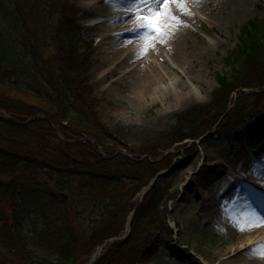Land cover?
Listing matches in <instances>:
<instances>
[{
    "label": "trees",
    "instance_id": "trees-1",
    "mask_svg": "<svg viewBox=\"0 0 264 264\" xmlns=\"http://www.w3.org/2000/svg\"><path fill=\"white\" fill-rule=\"evenodd\" d=\"M78 14L70 0H0V112L9 117H0V264H86L123 235L133 210L128 237L108 243L94 264L144 263L140 244L163 224L172 183L134 199L170 166L163 155L222 135L264 107L259 3L223 60L230 73L215 76L210 102L175 114L171 127L129 149L132 130L107 126L98 112L103 100L89 81L93 52L79 36ZM33 240L57 259L37 256Z\"/></svg>",
    "mask_w": 264,
    "mask_h": 264
},
{
    "label": "rangeland",
    "instance_id": "rangeland-1",
    "mask_svg": "<svg viewBox=\"0 0 264 264\" xmlns=\"http://www.w3.org/2000/svg\"><path fill=\"white\" fill-rule=\"evenodd\" d=\"M84 1L70 0V3L79 11L76 18L79 36L91 42L93 66L89 81L94 95L103 100L98 112L107 126L120 125L132 130L129 149L139 146L142 138L156 136L171 127L175 114L210 102V95L217 88L215 76L230 73L223 60L236 48L240 28L255 16V6L264 3V0H198L190 15L181 10L179 14L172 11L179 15L182 23L176 28L172 25L164 38L180 33L176 41L179 52L166 49L163 57L161 51L147 55L155 42L161 40L148 43L140 30L139 36L131 39L141 40L142 51L122 59L125 54L120 51V55L113 58L105 56L99 43L102 38L100 23L93 29L86 25L92 17L102 21L103 18L96 14L105 6L114 9L113 15H129L126 10L129 0H102L96 8L89 9L81 6ZM132 20L136 19L128 17V22ZM120 24L121 21H117L112 25L116 28ZM150 61L155 62L162 73H165L164 66L173 67V73L167 75L161 87L168 96L167 85L174 82L178 91L188 93L186 100L163 101L159 92H153L155 86L148 85L144 90L143 85L147 83L141 79L142 70L150 66ZM139 91L146 97L136 101L134 93ZM234 96L231 97L233 101ZM262 123L264 107L251 121L227 128L222 135L209 132L196 144L187 140L163 155L170 166L157 174H160L157 184L172 183L170 200L165 205L167 215H161L163 224L147 244H140V253L147 255L141 264H212L219 260L226 264V248L237 242L238 253L229 264H247L252 240L264 241V232L256 231L255 227L241 231L245 225L243 221L226 223V211L241 194L238 191L240 181L250 187L248 192L259 201V209L252 208V215L262 217L264 214V146L260 157L257 155L261 138H264V129L259 128ZM240 158L247 160L248 168L242 167ZM143 197L140 192L134 202H141ZM125 232L126 227L123 235ZM30 245L37 256L57 259L55 253L38 247L36 241H31ZM259 264H264V259H259Z\"/></svg>",
    "mask_w": 264,
    "mask_h": 264
},
{
    "label": "bare ground",
    "instance_id": "bare-ground-1",
    "mask_svg": "<svg viewBox=\"0 0 264 264\" xmlns=\"http://www.w3.org/2000/svg\"><path fill=\"white\" fill-rule=\"evenodd\" d=\"M102 0H85L83 3H81L82 7L84 9H89V8H96L97 5H99V2H101ZM116 1V0H115ZM198 0H184L186 9L191 13L192 9L196 7ZM113 8H111L110 6H105V8L101 9L98 14H96L97 16L103 18L102 21H96L98 18L96 17H92V19L89 21V23L86 25L87 28H95V26L97 25V23L99 22L101 24V29L100 31L102 32L101 34V39H100V45L103 46L104 49V53L105 56L107 58H113L115 56L120 55L121 53L125 54V57L122 59H128L131 56H133V54L141 52L143 47H142V42L141 40H134L131 39V37L133 36L134 38L139 36V31L137 32H133L132 29L136 26L137 24V20H132L128 22V17H130L129 15H119L117 16L116 14L113 15ZM171 11L174 12H178V14L180 13V9L177 8L176 6H171ZM177 17L179 18V20L181 21L179 15H177ZM117 21H121V24L118 25V27L114 28L113 27V23L117 22ZM176 28L177 25L173 24ZM180 25V24H179ZM121 26V27H120ZM120 27V28H119ZM126 27V28H124ZM180 34V33H179ZM179 34H177V36H175L174 34L168 39V36L166 38H164L161 41H156V45L154 44L151 47V51L149 53H147V55H150L152 53H156L161 51V57H163V50L168 49L170 52H174L177 53L180 51V46L179 44L176 42L178 39L180 38V36H178ZM126 36V39H124V37ZM122 38V40L120 39ZM120 51V54H119ZM144 62H140L139 63V67L145 63ZM137 68V67H136ZM173 69V67H171L170 65H168L167 67L164 66L163 70L165 71V73H162L161 68L155 63V62H151L150 61V66H147L146 68H143L142 70V77L141 79H143V81H146V85L144 86V90L146 91V88L149 86H155L153 88V92H159V94L162 97V100H172L173 98L176 99L177 101H184L188 98V93L182 91H178L175 86H174V82H169L167 85L168 88V93L170 95H165V89L163 87H161L162 81L167 78V75H169L170 72H172L171 70ZM173 73V72H172ZM169 78V76H168ZM137 81V80H136ZM138 83V82H137ZM149 85V86H148ZM192 85V84H191ZM146 97V95L144 94L143 91H139L134 93V98L137 101H141ZM163 100V101H164ZM260 129H264V123H262L259 126ZM261 147L258 148L257 151V155L258 157H260V155L262 154V150H263V146H264V138H261ZM240 164H242V167H244V169L249 167V164L247 162V160L240 158ZM252 167V166H251ZM264 183V181H263ZM238 184L240 185V190L239 193L241 192L239 198L237 199V201L231 206V208H229L226 211V223H234V221H243L245 223V218L252 215V208L255 209H259V201L254 197V195H252V192L249 193L250 191L248 190V186L244 185V183H241L240 181L238 182ZM243 191L246 192V194L243 195ZM249 191V192H248ZM254 219H264V214L262 217L259 216H254ZM255 227V226H253ZM251 228V227H250ZM256 231H260V232H264V226H259V227H255ZM251 241V239H250ZM255 239L252 240L250 246H254V245H261L264 244V241H255ZM238 243V242H237ZM237 243H234L230 248H226V264H229V261L231 259H234L238 253V248H237ZM249 246V247H250ZM248 259L246 260L247 264H259V258H255L252 256H247ZM219 262V264H222V261L219 260L217 261ZM217 262H213L212 264H217ZM231 264V262H230Z\"/></svg>",
    "mask_w": 264,
    "mask_h": 264
},
{
    "label": "snow or ice",
    "instance_id": "snow-or-ice-1",
    "mask_svg": "<svg viewBox=\"0 0 264 264\" xmlns=\"http://www.w3.org/2000/svg\"><path fill=\"white\" fill-rule=\"evenodd\" d=\"M176 6L184 14L191 13L186 9L184 0H129L126 9L130 12V18L137 20L133 32L142 30V38L148 43L156 40H163L169 34L168 29L173 24L179 25L182 21L171 11V6ZM264 226V219H254V214L245 218L244 228ZM249 255L255 258L264 259V244L250 246Z\"/></svg>",
    "mask_w": 264,
    "mask_h": 264
},
{
    "label": "water",
    "instance_id": "water-1",
    "mask_svg": "<svg viewBox=\"0 0 264 264\" xmlns=\"http://www.w3.org/2000/svg\"><path fill=\"white\" fill-rule=\"evenodd\" d=\"M246 93V92H245ZM0 117H3L4 119H9V117L8 116H6V115H4L3 113H1L0 112ZM44 119V118H43ZM29 121H32V120H29ZM59 135V138H61V135L60 134H58ZM86 142H89L90 144H93V142H91V141H89V140H86ZM99 154H102V153H100V152H98ZM160 175V174H159ZM159 175H157L156 177H155V179L153 180V181H151L150 182V184L148 185V187L147 188H145L143 191H142V196L148 191V190H150L154 185H156V183H157V181H158V177H159ZM62 197H63V199L64 200H67V197L65 196V195H62ZM133 214H134V211L131 213V215H130V217H129V219H128V223H127V235H128V233H129V228H130V221H131V218H132V216H133ZM123 238H125V237H123ZM122 238V239H123ZM113 241V240H112ZM106 244V243H105ZM101 249L102 248H99L98 250H97V252L94 254V256L92 257V259L89 261V263L88 264H93V262L95 261V259H96V257L99 255V252L101 251Z\"/></svg>",
    "mask_w": 264,
    "mask_h": 264
}]
</instances>
